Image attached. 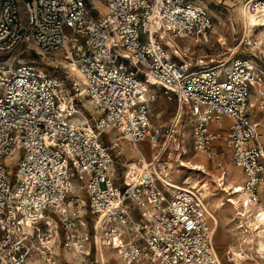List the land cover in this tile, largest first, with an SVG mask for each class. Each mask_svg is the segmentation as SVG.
Returning a JSON list of instances; mask_svg holds the SVG:
<instances>
[{
	"label": "built area",
	"instance_id": "obj_1",
	"mask_svg": "<svg viewBox=\"0 0 264 264\" xmlns=\"http://www.w3.org/2000/svg\"><path fill=\"white\" fill-rule=\"evenodd\" d=\"M197 1L0 0V264H58L60 251L98 264L89 221L122 264H220L204 192L174 188L141 156L120 179L103 142L108 130L133 148L175 139L174 121L166 134L153 123L158 92L188 115L196 153L231 154L245 177L231 190L245 196L239 216L261 217L264 42L244 35L226 58L191 57L214 25ZM206 1L264 18V0ZM35 58L79 77L67 86Z\"/></svg>",
	"mask_w": 264,
	"mask_h": 264
},
{
	"label": "rangeland",
	"instance_id": "obj_2",
	"mask_svg": "<svg viewBox=\"0 0 264 264\" xmlns=\"http://www.w3.org/2000/svg\"><path fill=\"white\" fill-rule=\"evenodd\" d=\"M94 4L99 10L104 9L103 2H95ZM195 4L207 6L209 8L210 15L213 18L214 25L210 32L209 42L199 47L193 45L190 40H181L180 44L182 46L188 44L193 45L194 48L192 50V53L190 54V56L193 58L206 57L207 61H210L213 58H226L225 56L230 54L228 53L229 48H234L238 44L239 40L242 39L244 36L243 31L240 29V24L234 16V6L219 4L217 1L210 4L206 0H198ZM258 31L259 28L253 30L252 35L255 37ZM222 43H225L226 46H222ZM32 57L33 55H28V58ZM55 58H60V55L55 56ZM34 61H36L37 64L44 65L47 71L54 72L58 77L64 79L66 85L68 86L70 79L66 78L68 76L66 74V69H64L63 67H58L57 69H55V64L52 65V63L47 61L42 62L39 58H35ZM149 87L153 88L150 85ZM251 94L253 95L252 100L258 99V94L255 90H253ZM158 97V101L153 106L152 120L156 126L163 125L162 133L166 134V131L173 123L174 117L177 113V104L174 101H168L161 92H158ZM79 99V107L84 113V115L89 119L90 117H92V108L90 107L89 103L85 102L81 98ZM188 120L189 117L186 112L183 113V118L179 126L175 129L177 132L175 135V139H172L166 147V150L164 151L161 160L157 164V168L161 175L170 183H176L185 188H192L194 183L199 185L207 183L210 187V192H215L218 194L216 197H211L209 196L208 192H204L207 207L211 209L212 213H214V216L216 217V220H218L219 222V225L214 232L213 241L214 248L217 250L218 255L223 264H235V260H238L241 264H258L256 260L250 261L245 258L235 259V257H233L232 255L233 253H236L239 248L243 249L246 253L252 252L255 254V250L252 247L253 244H244L243 247H241V244L239 245L238 241L236 240V236H238V234H241L238 232L235 235L234 227L236 225L235 223H231L229 221V219L233 217L235 209L232 210V208H229L228 205L226 207L216 209L217 202L219 201V199L225 200L226 198V195L223 192L216 191L221 189L218 187V182L216 180L206 178L200 172H195L192 170H188L187 168L178 167L180 164V160L187 162L190 161L191 158L196 159L198 161L201 159H206L208 162V169L211 172L217 174L218 177L220 176L221 171H226L229 177L237 180H240L241 177H243L244 175L240 169L235 167L232 161L231 154L227 152L223 147H221V145L218 146V156L214 160H208L204 155H199L198 153H196L193 149V141L190 136L192 124L190 120ZM90 124H92L91 121ZM182 130L187 131V138L185 140V144H182V136L180 134ZM120 137L121 136L119 132L116 130H108L103 134V142L112 148V152L116 156L117 163L115 164L114 168L116 169V173H118V176L121 179L124 176V173L126 172L127 164L134 163L135 161H137L139 155L133 148H131V146L125 139L121 137V139L118 140V138ZM164 140L165 138L163 139V141ZM172 144H178L181 147L180 151H175V145ZM139 148L142 154L146 157V161L149 163L152 162L153 156L157 154L159 150V147L154 148L149 144V142L141 144ZM185 151L186 155L184 154ZM131 157H134L135 159L130 160ZM9 161H11V163L15 162L12 160ZM219 164L221 165L220 169L218 167ZM260 194L264 195V187L262 188V190H260ZM88 227L90 230H93V239L94 243L96 244V253L98 256L99 243L97 241V233H95L94 231L93 222L89 221ZM248 234L242 233L241 236L248 235L251 236L250 238H252L253 240L255 239L256 233L254 232L253 228L249 230ZM248 249H252V251ZM60 252L61 253L58 264H80L71 256L68 257L65 252ZM111 253L112 251L105 250V255L107 254L108 258L110 259V263L108 264H122L121 260L116 256V254L114 252L112 254ZM28 264L44 263L42 259L34 258L33 260L29 261Z\"/></svg>",
	"mask_w": 264,
	"mask_h": 264
},
{
	"label": "bare ground",
	"instance_id": "obj_3",
	"mask_svg": "<svg viewBox=\"0 0 264 264\" xmlns=\"http://www.w3.org/2000/svg\"><path fill=\"white\" fill-rule=\"evenodd\" d=\"M233 8H234L233 9L234 16H235L236 20L238 21V23L240 24V29L243 31V34L245 36L254 37L252 35L253 28L255 27V29H256L258 26H261V24L264 23V18H257L254 15H251V14L243 12V9L240 6H234ZM263 33H264V30L262 28H259V31L257 32V34L254 37L255 40H257L258 43L260 42L262 44V42H264L263 41L264 40L263 39ZM259 50L261 52H264L263 48H259ZM67 71H68L69 75L66 78L77 79L79 77L75 69H69ZM85 102L89 103L90 107L92 108L90 102H88V101H85ZM254 102H255V100L252 101V103H254ZM182 118H183V111L180 110L178 108V106H177V113H176V115L174 117V122L176 124H178V126H179ZM180 134L182 136V144H185V140L187 138V131L186 130H182ZM119 139H121V137L118 138V140ZM169 143H170V141H167L165 143L164 148H160L158 150L157 154H155L153 156L154 160L152 159V161L159 162L161 160V157H162V155H163L164 151L166 150V147L168 146ZM172 145H175L174 146V150L175 151H180L181 147L178 144H172ZM131 148H133V147H131ZM133 149L139 155V158L142 157V158L146 159V157L140 151L139 147L138 148H133ZM183 150H185V149H183ZM198 154L200 155V153H198ZM201 155H204L207 158L206 154H201ZM133 159H135V158L131 157V160H133ZM178 167L187 168L188 170H192V171H195V172H200L206 178H209V179H212V180H216L218 182V187L221 188V189L220 190H216V191L223 192L226 195V198H225V200L219 199V201L217 202V208L216 209H220V208L226 207L227 205H228L229 208H232V210L235 209V213H234L233 217H231L230 220H229L231 223H235V225H236V226L234 225L235 226L234 227L235 228V232H234L235 235L238 232L241 235H242V233L248 234L249 230H251L253 228L254 232L256 233L254 240L252 238H250L251 236H248L249 234L248 235H243V236L238 234V236H236V240L238 241L239 245L241 244V247H243L244 244H246V245L253 244L252 247L255 250V253L257 254V257L255 259H253L252 261L256 260L258 264H264V212L262 213L261 217H258L256 219L249 218V217H246V218L240 217L239 215L242 213L240 208H241V205L243 204V202L245 200V196L243 194H237L236 192H238V191H236L234 193L231 192L232 189L241 187L243 185L244 180H245L244 175H243V177H241L240 180H237V179L229 177V175L225 171L224 183H222L221 180L223 178L221 176H222L224 171H221V174L218 177L217 174L211 172L208 169V162H207L206 159H201V160L198 161L196 159L191 158V160L187 161V162H185L183 160H180V164H179ZM218 167L220 169L221 165L219 164ZM172 169H173V167H172ZM238 169H240V168H238ZM171 184L176 189H187V188L182 187V186H180V185H178L176 183H171ZM191 189L199 190L201 192H208L209 196H211V197H216L218 195L215 192H210V187H209V185L207 183H203L202 185L194 183V185H193V187ZM225 190L229 191V193H226ZM239 192H240V190H239ZM261 200H262V206L264 207L263 195L262 194H261ZM208 213L210 214V217H211V221L210 222L212 223V226L214 227V229H216L218 227V225H219V222H218V220H216V217L214 216V213H212L210 208H208ZM240 223H244L245 224L244 229H241V227L239 226ZM94 231H95V233H97V241L99 243V251H98L99 255L97 256V260H99L98 264H103V262L106 260L105 259L106 258L105 257V250H110V251H112V253L114 252L115 254H116V252L111 250L108 247H104L103 246V239H102L103 232H102V227H101L100 224L94 225ZM248 250L252 251V249H248ZM215 252H216V255L218 257L219 263L223 264L216 249H215ZM65 253H66V255L68 257L71 256L73 259L77 260V258L74 257L73 254H71L70 252H65ZM116 256H117V254H116ZM77 262H79V261L77 260ZM108 263H110V261L107 260L106 264H108ZM235 264H241V263L238 260H235Z\"/></svg>",
	"mask_w": 264,
	"mask_h": 264
},
{
	"label": "crops",
	"instance_id": "obj_4",
	"mask_svg": "<svg viewBox=\"0 0 264 264\" xmlns=\"http://www.w3.org/2000/svg\"><path fill=\"white\" fill-rule=\"evenodd\" d=\"M130 160H131V158H130ZM263 200H264V195H263ZM263 202H264V201H263ZM229 220H230V219H229ZM105 257H106V258H105L106 260L103 262V264H106V261H107V260L110 261V259L108 258L107 255H105ZM78 263H79V262H78Z\"/></svg>",
	"mask_w": 264,
	"mask_h": 264
}]
</instances>
